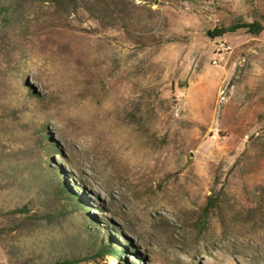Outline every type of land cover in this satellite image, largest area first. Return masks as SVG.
I'll return each mask as SVG.
<instances>
[{
    "label": "rangeland",
    "instance_id": "1",
    "mask_svg": "<svg viewBox=\"0 0 264 264\" xmlns=\"http://www.w3.org/2000/svg\"><path fill=\"white\" fill-rule=\"evenodd\" d=\"M0 8V264H264V0Z\"/></svg>",
    "mask_w": 264,
    "mask_h": 264
},
{
    "label": "trees",
    "instance_id": "2",
    "mask_svg": "<svg viewBox=\"0 0 264 264\" xmlns=\"http://www.w3.org/2000/svg\"><path fill=\"white\" fill-rule=\"evenodd\" d=\"M2 13V9L0 8V14ZM239 29H244L246 30L247 33L252 34V35H257L260 32H262L264 30L263 26L259 23L253 22V23H236L228 28H221V29H216L213 32H208V35L211 38L217 37V36H221L227 33H234ZM60 187L63 191H67V186L63 183H60ZM211 201L212 199L209 198L208 200V204L206 206V212L209 211V208L211 207ZM27 212V209L25 207L22 208H16L13 211H11V213L14 214H22ZM99 252L101 253H107L109 255H113V256H120L122 252L117 251L115 248L110 247L108 245H102L99 249ZM74 260H69V259H63V260H59L54 262L53 264H73Z\"/></svg>",
    "mask_w": 264,
    "mask_h": 264
},
{
    "label": "crops",
    "instance_id": "3",
    "mask_svg": "<svg viewBox=\"0 0 264 264\" xmlns=\"http://www.w3.org/2000/svg\"><path fill=\"white\" fill-rule=\"evenodd\" d=\"M3 257L2 251L0 250V259Z\"/></svg>",
    "mask_w": 264,
    "mask_h": 264
}]
</instances>
